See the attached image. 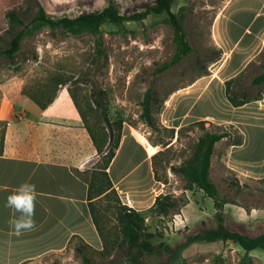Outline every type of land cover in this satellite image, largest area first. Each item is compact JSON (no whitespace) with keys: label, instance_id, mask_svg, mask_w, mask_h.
<instances>
[{"label":"rangeland","instance_id":"374dc122","mask_svg":"<svg viewBox=\"0 0 264 264\" xmlns=\"http://www.w3.org/2000/svg\"><path fill=\"white\" fill-rule=\"evenodd\" d=\"M46 11L53 16H76L84 12L99 11L108 5V0H39ZM121 13L141 12L155 0H113ZM227 0H177L172 6L184 28L187 41L192 47L189 55L166 71L159 68L171 62L178 53L175 28L166 14H151L143 21L127 22L123 25L106 23L102 27L105 57L98 60L95 37L89 33L81 35L52 33L48 27L34 30L21 42V50L12 62L2 52L8 47L12 34L8 31V13L15 10L25 24H30L38 11L35 0H0V104L5 96L18 98L19 95L35 97L45 102L55 99L60 92L68 93L79 114L86 119L95 137L97 149L86 159L85 177L87 182L94 173H101L109 158V148H105L109 130L102 111L94 103V93L104 91L109 107V117L115 123L122 121L142 131L150 142L159 143V154L155 159L158 173L167 185V193L180 199L194 197L196 205L188 208L190 220L179 231L174 224L176 214L167 218L146 213V223L150 232H162L164 242L176 247L185 242V234L198 233L205 228L216 225L215 207L199 189L186 191V181L173 173L171 166H180L193 155L199 138L207 131L227 130L229 143L239 140L240 134L231 126H218L207 122L204 126L174 129L173 132L161 122L164 102L175 90L186 86L197 78L206 75L219 53L212 37V25L215 17ZM19 26L16 30L19 31ZM264 75V51L240 77V88L251 97L264 95V82L259 85L254 81ZM153 90L156 102L153 113L157 128L148 126L141 118L145 95ZM30 105H33L30 102ZM184 128V127H183ZM4 122H0V148L3 144ZM162 142V143H161ZM165 144V145H163ZM155 151L156 148H152ZM224 150L211 164L210 177L217 185L221 197L227 202L243 205L247 208L264 207V180L241 181L235 173L228 170L223 161ZM98 171V172H96ZM101 177V175L97 174ZM207 199V200H206ZM122 200V199H121ZM123 205H126L122 200ZM110 201L103 199L97 206L99 221L105 235V244L98 250L86 247L84 254L77 251L85 247L84 243L74 239L70 246L60 253L44 256L26 264H241L249 258L236 253L231 244L192 243L175 258L163 255L138 257L119 248L122 240L120 227ZM187 206V205H186ZM129 207V206H128ZM185 207V206H184ZM183 208V207H182ZM182 210V209H181ZM180 210V211H181ZM207 213L206 218L196 215ZM180 213V212H179ZM184 220H186L184 218ZM205 221V224H201ZM228 227L234 231L255 237L264 233V224L256 223L247 229L233 220H226ZM190 223L192 227L188 225ZM232 243V242H231ZM254 256H262L264 250H255Z\"/></svg>","mask_w":264,"mask_h":264},{"label":"crops","instance_id":"0c3cea01","mask_svg":"<svg viewBox=\"0 0 264 264\" xmlns=\"http://www.w3.org/2000/svg\"><path fill=\"white\" fill-rule=\"evenodd\" d=\"M212 37L221 58L210 65L206 75L168 96L161 122L177 130L201 121L235 128L242 142L229 143L228 138L218 142L212 165L224 150L225 166L238 179L263 181L264 97L235 107L227 98L226 82L244 72L264 51V0H227L214 19ZM0 122L7 123L0 148V264H26L63 252L74 238L102 249L84 175L87 156L96 147L71 96L62 91L47 109H41L29 97L6 95L0 104ZM159 150L142 131L124 123L108 168L123 202L145 214L167 193V185L155 177L153 157ZM13 196L22 202L19 208L9 203ZM30 196L31 213L23 203ZM189 199L176 214L171 230L183 228L190 220L188 208L193 204L197 208L194 197ZM211 207L214 210V202ZM224 214L226 220L247 229L264 224V207L226 202ZM196 216L206 218L207 213ZM227 244L236 253L246 254L233 242ZM249 256L251 264H264L254 251Z\"/></svg>","mask_w":264,"mask_h":264},{"label":"trees","instance_id":"16d2710c","mask_svg":"<svg viewBox=\"0 0 264 264\" xmlns=\"http://www.w3.org/2000/svg\"><path fill=\"white\" fill-rule=\"evenodd\" d=\"M35 1L38 5V11L30 24H25V22L20 18L17 11L13 10L8 13V20L10 25L8 31L10 32V34H12V38L9 42L8 47L2 52V54L8 59H10L12 62L15 61L17 53L21 50V42L34 30L43 27H48L54 34H56L57 32H61L62 34L72 35H81L84 33H89L93 35L95 37L98 60L101 61L106 56L104 38L102 33V27L106 23L121 26L127 22L143 21L151 14H166L168 15V17H170V22L175 28L176 42L178 43V53L176 54V57L171 62L163 64L159 68L160 72L168 70L169 68L177 64L179 61H181L184 57L189 55L192 51V47L187 41L186 33L184 31L183 26L181 25L177 15L172 12V6L177 0H155L154 3L152 5L147 6L144 11L135 12L128 15L121 13V11L113 0H108V5L102 10L84 12L76 16L66 15L59 17L50 15L39 0ZM19 26H21L22 28L17 31L16 29ZM221 56L222 52L219 51L214 62L219 60ZM243 73L244 72H242L236 78L226 82L227 98L235 107L245 105L255 100H260L264 97V95L261 94L255 97H251L250 95H248V93H246V91L242 90L239 87L240 77ZM262 82H264V75L257 78L254 81V84L259 85ZM93 97V103L98 109L102 111L104 120L107 123V128L109 130V134L107 136L106 141L107 145L105 146V148H109L112 145V147L109 148V158L106 166L104 168L99 169L102 170L101 173H94L92 175V178L89 179L87 182L90 214L97 228V231L100 237L102 238L103 244H105V235L99 221V210L97 206L103 199H107L110 201L109 209L114 210L118 225L120 227V234L122 240L120 241L119 248L127 251V254H133L132 256H135V261L138 260V257H162L163 255H166L170 257V259H173L178 254V251L182 250V248H185L188 245L197 242H233L246 252L245 257H248L250 261V252L255 250H264V233L252 237L241 232L234 231L228 227L227 223L225 222L224 214V207L227 201H225L221 197L217 185L212 181L210 177L212 157L214 155L216 144L225 138H230L231 136L230 133H228V131L225 129L220 130L219 132L207 130L199 138L191 158L182 163L180 166L170 167L173 173L180 175L184 178V180L186 181V191L199 189L205 194L207 198L213 200L214 207L216 210L215 227L205 228L198 233L185 234V242L176 247H172L164 242L154 243V240L156 238L162 239L164 237V234L159 231H156L155 233L150 232L146 223L145 213L139 212L133 208L128 207L127 205H123L121 197L116 188L114 187V184L108 173L109 165L114 159L116 151L120 145L123 122L117 121L115 123L118 130V132L115 133L113 122L109 117L108 101L104 91H96ZM30 98L41 109H47L48 106H50L55 100V97H51L45 102L35 97ZM155 102V93L153 92V90H149L146 93L144 101L142 103L143 112L141 118L144 119L146 124L152 127L153 129L157 128L156 119L153 113V107ZM80 115L84 121L85 127L88 133L90 134V137L98 153H102V149L98 147L96 137L92 129L87 126L86 119L82 115V113ZM206 123L207 122L205 121L196 122L186 128L204 126ZM4 125L6 129L7 123L4 122ZM184 129L185 127L181 128V131H183ZM171 131L174 135L175 130L172 129ZM241 142L242 137L240 136L236 144H239ZM151 144L154 146L159 145V143L156 142H151ZM157 155L153 157L155 177L157 181L163 182L161 176L158 173V169L155 163ZM97 174L101 175V177ZM188 203L189 202L186 198L180 199L179 197H176L173 194H164L157 198L154 206L149 210V213L156 217L167 218L171 214H178L182 207L186 206ZM201 224L204 225L205 221H201ZM80 241L83 242L82 240ZM83 243L85 247L77 248V251L82 254H84L86 247L92 248L85 242ZM245 260L243 259L241 261V264H247V261ZM85 262L86 264H90V259L86 256Z\"/></svg>","mask_w":264,"mask_h":264},{"label":"clouds","instance_id":"9594fccd","mask_svg":"<svg viewBox=\"0 0 264 264\" xmlns=\"http://www.w3.org/2000/svg\"><path fill=\"white\" fill-rule=\"evenodd\" d=\"M32 199L33 197L30 196L26 201H24L23 203L25 204V211L31 213L32 211ZM9 203L10 204H15L18 208L21 206V201L19 198L13 196L9 198Z\"/></svg>","mask_w":264,"mask_h":264}]
</instances>
